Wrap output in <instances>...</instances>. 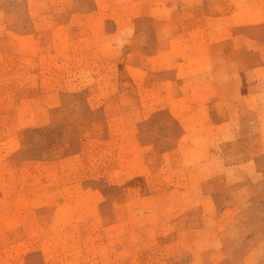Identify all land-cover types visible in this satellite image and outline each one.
<instances>
[{
	"label": "rangeland",
	"instance_id": "obj_1",
	"mask_svg": "<svg viewBox=\"0 0 264 264\" xmlns=\"http://www.w3.org/2000/svg\"><path fill=\"white\" fill-rule=\"evenodd\" d=\"M0 264H264V0H0Z\"/></svg>",
	"mask_w": 264,
	"mask_h": 264
}]
</instances>
